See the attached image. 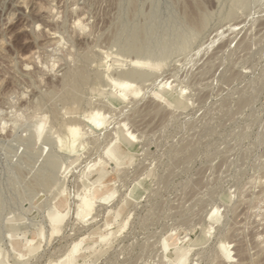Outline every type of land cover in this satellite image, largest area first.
I'll list each match as a JSON object with an SVG mask.
<instances>
[{"label": "rangeland", "instance_id": "1", "mask_svg": "<svg viewBox=\"0 0 264 264\" xmlns=\"http://www.w3.org/2000/svg\"><path fill=\"white\" fill-rule=\"evenodd\" d=\"M85 178L108 198L79 218ZM187 251L264 264V0H0L1 256Z\"/></svg>", "mask_w": 264, "mask_h": 264}, {"label": "bare ground", "instance_id": "2", "mask_svg": "<svg viewBox=\"0 0 264 264\" xmlns=\"http://www.w3.org/2000/svg\"><path fill=\"white\" fill-rule=\"evenodd\" d=\"M129 82H132V81L129 80ZM129 82H127V83H129ZM127 83H125V85ZM73 88H74V86H73ZM138 88H137V90H138ZM139 91H140V89H139ZM95 114L98 115V116H95V117H97L99 119L101 118V120H99V121H102V120L104 121V119H102V116L103 115H101V117H100V115L98 114V112L95 113ZM91 119H93V116H92ZM99 121H97V119L96 120L93 119V120H91L89 122L92 125V127L99 128V127H101V123ZM71 126L73 127L74 125H71ZM72 127L70 128V126H69L70 129L68 128V131L69 132H68V136H67V140L66 141L63 142V140L60 137L58 138V143L60 142V145L61 146H63L64 148H66V149H68L70 151H73V150H76L77 148H80V147H84L85 146V142L84 141H82V142L81 141H78L82 137V136L80 138L78 137L79 136V132H78V136H77V131H79L78 127L77 128H74V127L72 128ZM118 127H120V126H118ZM120 128H123V127L121 126ZM122 130L120 129V131H122ZM125 134L127 135V133H125ZM116 138H118V142L115 143L116 145H118V144L119 145H125V147L129 148V147H131V141L133 140L132 138H134V137L133 136H132V138H131V136H126L125 137V135L123 136L120 132H118L117 135H116ZM108 163L109 164H112L110 161H108ZM93 167H90L88 169L89 173L93 170ZM84 182H85L84 183L85 184V190H83V193L81 192L82 195H81V197H80V199L78 201L79 210L77 211L78 212V216L77 217H79V218H85L86 216H90L92 214V211H94V208H95V205H96L97 201H99V200H105L106 198H108V195H99V193L96 191V189H93L92 190L91 187H93V185L89 183V181H88L87 178H85V181ZM58 233H59L58 228L52 226L51 237L54 236L55 234H58ZM188 253H189L188 251L182 253V255L180 256V258H178V260L176 261L177 262L176 264H184L185 261H186V259H187ZM0 264H8L5 261L4 257L1 256V254H0Z\"/></svg>", "mask_w": 264, "mask_h": 264}]
</instances>
